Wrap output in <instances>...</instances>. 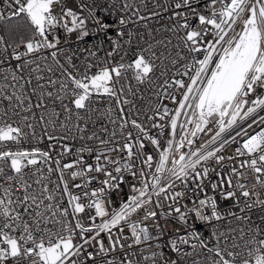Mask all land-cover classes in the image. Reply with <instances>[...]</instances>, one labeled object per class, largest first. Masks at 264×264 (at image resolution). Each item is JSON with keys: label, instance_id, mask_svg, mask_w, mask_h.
Listing matches in <instances>:
<instances>
[{"label": "snow or ice", "instance_id": "snow-or-ice-1", "mask_svg": "<svg viewBox=\"0 0 264 264\" xmlns=\"http://www.w3.org/2000/svg\"><path fill=\"white\" fill-rule=\"evenodd\" d=\"M216 2L217 0H212V9ZM4 3L10 11L5 15L4 7L0 6V21L19 18L24 21L22 27L27 31L26 35L20 34L7 40L4 35H0V50H2L0 65L10 64L11 60L17 62L15 66L7 69L0 67V71L10 73L2 77L8 82L7 86L13 89L19 88V91H13L12 95H6L5 99L12 101L15 98L17 102L15 107L30 114L22 116L21 120L25 122L27 128L33 129V136H35L34 126L28 121L37 120L34 109L41 110L37 122L42 125L47 140L53 143L49 144L47 150L8 149L6 148L8 143L21 144L22 141H27L28 136L20 126L14 127L13 124L0 118V147H4V150L0 151V264H89V262L139 264L138 261L129 258L134 257L136 253L126 249L161 240L166 234L165 229L168 224L161 223L160 217L167 221L173 213L177 214L180 224V227L175 228L176 232H180L183 228L191 229L186 235H180L170 242V248L178 254L177 259L166 257L157 244L155 246L157 250L152 251L150 256H144V260L151 259L153 264H179L181 253L179 245H188L190 239H194L198 243L191 244V247L206 249L212 254L206 258L211 264H264V228L260 226L264 224V215L258 217L260 223L253 227L255 222L248 214L257 208L264 213V199L260 198L264 193H257L256 197L252 198V192L245 190V184L239 182L234 184L232 179L233 176L243 177L244 173L240 169L247 167L257 174L256 182L261 189H264V129L249 135L247 128L239 127L236 135L231 137V141L221 138L227 129L238 126L239 121L254 117L258 110L264 111V0H228V2L221 0V9L211 10L208 16L194 7V3H199V0H178L173 5L177 11H174L169 19L175 20V23L166 31L178 36L179 43L173 46L180 48L182 44L185 53L184 55L177 53L179 60H183L184 63L182 71L177 70L175 75L188 77L189 82L186 84L185 80L180 78L173 79L169 84L168 79H165L155 94L178 103L175 114L170 117L173 137L176 134L178 119L185 108L193 109L191 118L186 124L181 125L187 130L175 146L173 139H169L167 148L159 150L160 141L148 136L150 143L159 150V162L155 171L156 173L167 171V183L162 184L161 177L154 175L149 185L141 169L142 187L133 186V191L138 195L131 196L128 202L122 203L119 210H113L111 213L105 210L103 196L120 188L124 179L120 173L131 171V165L125 163L122 167H116L114 175L113 171L108 170L107 165L119 164L120 160L108 153L126 151L127 159L131 160L133 156H138L139 150L145 148L143 140L138 137L133 141L132 133L127 132L124 137L125 143L120 145L118 140L104 139L93 133L81 139H95L101 146L95 150V163H87L82 155L87 152L91 156L94 149L81 145L73 153L76 158L61 166L59 157L71 153L72 148L63 143L68 139L66 135L57 136L55 133L65 130L71 132L74 112L76 119L80 121L84 119L80 114L81 111L86 113L97 111L94 107V97L101 94L114 100L119 112L124 114L125 109L121 105H130L132 101L127 98L122 99V95L126 91L131 92L132 89L129 85L126 90L122 81L127 80L128 74L131 73L137 83L143 84L145 81H149L150 84L159 83L158 77L156 81L152 80V75L158 67L154 61L160 60L163 63L169 57L163 53L158 56L152 51L154 45L148 44L128 63L110 64L105 59L103 66L88 62L80 68L75 62L76 49L67 47L69 43L75 45L96 37L98 38L96 46L100 48L106 41L111 40L112 51L107 53L108 57H112L122 48L120 41L113 40L109 33L115 32L117 37L127 35L125 43H131L134 33L131 31L126 33L125 29L129 24H136L137 20L147 19L140 14V8L135 5L125 3L123 8L130 12V15L120 17L116 24H109L94 11V7L84 3V0H80L75 8L68 6V0H4ZM144 6L147 7L146 4ZM204 7L208 6L204 5ZM179 9L186 11H178ZM151 15L160 14L152 12ZM190 17L197 21L195 25L191 23ZM61 29L64 30L63 37L60 35ZM62 39L66 45L63 48L60 47ZM170 43L171 41L168 43L163 40L155 41V44H162L165 48ZM80 51L87 52L93 58L97 55L96 51L90 49H80ZM145 53L148 55L146 56ZM61 56L64 62L61 61ZM49 60L51 63L48 62ZM171 63L175 65L178 59H172ZM93 67L98 70L89 74ZM167 70L165 68V72ZM165 72H161L160 76H164ZM46 74H50L47 75V79H45ZM33 80L36 84L30 89L29 94L25 89L33 83ZM49 87L55 88V92L48 90ZM173 88L184 89L181 93L182 101L177 102L176 93L169 91ZM253 93L256 94L255 98L249 100L248 97ZM33 97L36 98L35 101ZM49 99L53 102L60 101L61 110L67 114L65 117L67 123L61 122L59 127L57 126L60 112L48 108L45 101ZM65 100L68 102L65 103ZM69 104L72 107H69ZM152 110L161 120L168 117L170 112L167 107L161 111L160 104L155 105ZM112 112L113 109L109 107L102 115H107L115 126L117 120L112 118ZM46 113H48L47 117ZM4 115H8L7 110ZM12 115L19 113L13 111ZM136 115H140L139 110ZM148 119L152 120L153 117ZM129 123L141 134L147 135L144 125L136 119L121 118L119 127L124 129ZM210 123H216L218 129L209 144L218 146L208 150V144H205L200 149L181 153L179 159H175L174 152L183 148L185 142L191 149L195 141L189 137H197ZM258 123L264 124V115L259 116L258 119L254 118L252 123L248 124V128ZM188 125L192 127L188 128ZM152 126L161 130L165 127L163 124ZM49 127L52 128V133H48ZM75 127L78 132L83 131L79 124ZM104 131L107 132V129L105 128ZM115 136L116 132L113 129L111 137ZM236 136L247 137L243 139L241 147L236 149V154L249 155L251 157L249 160L242 161L239 168L233 167L227 177L208 166L197 171V165L202 161L214 159L216 163H220L226 159H234L235 157H226L218 153L230 142H237ZM44 138L45 136L42 135L37 137V140L42 141ZM134 147L137 152L133 151ZM53 152H56V158L53 157ZM170 158L171 167H168ZM152 160V155L146 154L143 163L151 168ZM53 163L57 166L55 169L52 167ZM4 165H7L10 172L5 171ZM69 169L72 171L67 173ZM54 171L59 173V182L50 179L49 174ZM210 172H216L215 180L210 177ZM91 173H102L105 179L98 181L102 185L100 188L93 189L90 193H83L84 197L93 198L85 204L81 202V195H75L70 190L66 175H70L73 181L83 180V183H74L72 187L87 188L93 180H98V177L89 175ZM131 174L136 175L135 172ZM177 180L181 182L183 189L177 190ZM205 181L208 183L205 184ZM190 182L195 187H190ZM236 188L241 190L239 195L245 198L243 207L239 209L243 215L234 211H229L228 215L249 223L251 231L248 235L251 239L243 245L245 251L237 252L229 250L228 237L225 233L218 234L212 231L209 235L214 239V244L209 247L208 243L200 238L201 233L197 230L196 222L211 224L212 221H220L223 217L219 211L217 197L208 196L206 189L217 193L226 201L239 205ZM188 191L193 192L194 196L189 197ZM199 194H203L204 198H199ZM153 195L156 197L155 201L152 199ZM186 197L193 207L188 208L187 204L180 203ZM65 198L71 210L63 205ZM162 200L171 201V204L166 205L170 210H164ZM149 205L152 207L149 208ZM86 209H95V215L88 217V226L79 216L85 213ZM205 209L210 211L205 212ZM140 210L144 212L142 220L131 221L130 217ZM69 216L75 217L74 223ZM190 216L195 218L191 222ZM97 217L108 218L97 224ZM143 221L153 222L155 234L150 233L149 227L143 224ZM125 227L130 230V234L125 235ZM113 229L116 231L113 232ZM221 237H224V247H221ZM232 239L235 240V237ZM149 247H152V244L149 243ZM233 247L241 246L236 244ZM117 251L120 253L119 258L111 256ZM183 255L187 256L191 253L184 252ZM193 264H202V262L194 261Z\"/></svg>", "mask_w": 264, "mask_h": 264}, {"label": "built area", "instance_id": "built-area-1", "mask_svg": "<svg viewBox=\"0 0 264 264\" xmlns=\"http://www.w3.org/2000/svg\"><path fill=\"white\" fill-rule=\"evenodd\" d=\"M80 0H68V6L69 7H76V4L79 3ZM178 0H84V3H87L89 6L94 7V11L102 17L106 22L109 24H116L118 22V19L122 16L126 17L130 15V12L125 11L123 8V5L125 3H128L130 5H135L140 8V14L147 17L144 21L137 20L136 24H129L127 26V29H125L126 33L128 31H131L134 33L132 36L131 43H125V40L127 39V35L125 37H117L115 35V32L109 33L111 38L113 40L118 39L120 43L122 44V48L116 52L112 57H108L107 53L109 51H112V43L111 40L106 41L102 47L97 48L96 42L98 38L94 37L91 40H88L87 42H79L75 45H72L69 43L67 47L69 48H75L76 54H75V62L79 65L80 68H83L85 63L91 62L93 64H96L98 66H103V61L107 59L110 64H118V63H128L131 62L135 58V54L141 51L142 49L146 48L148 44H153L154 47L152 51H155L158 56L163 53V55L168 56L169 58L165 60L163 63L160 62V60L154 61L155 64L158 65V67L155 70V73L152 75V80L156 81L157 77L159 78V83H149V81H145V83L140 84L137 83V81L133 78L132 74H128V79L122 81V83L125 84V88L127 90V87L130 85L132 91L127 92L122 95V99L127 98L132 101V104L130 105H121L125 109V113L121 114L119 112V108L117 107L114 100L109 99L105 95L101 94L98 97H94V107L97 109V111L86 113L81 111V116L84 117L83 120L78 121L75 116V112L72 116V130L71 132L61 131L55 133L57 136H67L68 139L66 141H63V143H66L69 145V147L72 148L71 153H66L63 157H59L61 166L65 163L72 162L76 157L73 155L75 153L76 149L81 147V145H87L88 147H92L94 149L93 155H89L87 152L83 153L84 159L89 164H94V155L95 150L99 147H101L97 140H87V139H81L82 137H87L92 135L93 133L98 134L101 138L104 139H114L118 140L120 145H123L125 143V133L131 132L132 133V140L135 141L138 137L143 140L145 143V148L142 150H139L138 156H133L131 160H128L126 157V151L124 152H112L108 153V155H111L114 158H117L120 160L119 164L115 165H107L108 170L113 171L116 167H122L125 163H128L131 165V171H122L120 175L124 177L123 182L120 185V188L114 192H107L104 194V207L105 210L109 213H111L113 210H119L120 206L124 202H128L130 197L133 195H138L135 191H133V186L136 188L142 187V177L140 175L141 169H143L145 177L147 178V181L149 185L152 183V177L154 175H159L161 177V183L166 184L167 183V176L168 173L165 171L164 173H156L155 169L159 162V150H164L167 148V141L169 139H173L174 146L176 145V142L179 141V139L185 134V131L187 130L184 127H181V125L186 124V121L191 118V113L193 109L191 108H185L184 111L181 113V116L178 119L177 122V128H176V134L175 137L171 135V128H170V117L175 114V109L178 107V103L173 102V100L168 99L167 97H158L155 93L158 90V88L161 87L162 82L165 79H168L169 84L172 83L173 79H180L183 78L185 80V83L187 84L188 77H181L175 75L177 70L182 71V65L184 63L183 60H179L177 53L180 55H184L183 45H180V48H175L173 45L179 43L178 36L170 31H166L168 27H170L172 24L175 23V20H170L169 17L173 15L174 11H177L174 9L173 5L177 3ZM225 2H228V0H225ZM212 0H199V3H194V7L197 8V10L208 16L210 15L211 10H219L222 7L221 0H217L215 3L214 9L211 7ZM147 5L145 7L144 5ZM204 5H207L208 7H204ZM0 6L4 7L5 15H7L8 9L4 3V0H0ZM77 11H79L77 9ZM178 11H186V9H179ZM57 12H59V9H57ZM152 12H158L159 16H152ZM111 13V15H109ZM87 12L85 11V15ZM135 19V18H134ZM191 19V17H190ZM6 21H0V35H4L6 40L8 39V36L6 34V31L4 29V23ZM192 24H196L197 21L195 19H191ZM147 25V27H145ZM237 31H239V27H237ZM61 37L64 36V30H60ZM102 35V34H101ZM211 37H209L210 39ZM156 40H163L165 43H168V41H171V43L168 45L167 48H165L162 44L157 45L155 44ZM65 43L62 39L60 47H65ZM80 49H90L93 51H96L97 55L95 58L90 57L87 52H82ZM2 51V50H0ZM11 51V49H9ZM127 53V55H125ZM147 56L148 53H145ZM123 57V59H121ZM61 61L64 62L63 56L60 57ZM178 59V63L173 65L171 63L172 59ZM51 63V60L48 61ZM17 62L14 60L10 61L9 63H5L4 65H0V67L7 69L10 66H15ZM42 63V62H41ZM165 68H167V72H165ZM98 70V68L93 67L90 69L89 74L95 73ZM25 72H27V69H25ZM161 72H165L164 76H160ZM4 75H10V73L6 71H0V118H2L7 123L13 124V126H20L23 128L24 132L27 134L28 139L27 141H22L21 144H14V143H8L6 145V148L11 149L13 151L17 150L18 148L22 149H33V148H40L43 150H47L49 144L53 143L51 141H48L46 138V135L44 134L43 127L40 123L37 122L39 113L41 110L34 109L33 111L37 114V120L30 119L28 123H32L35 130V136L32 135L33 129H29L26 127L25 122L21 120V117L24 115H30L29 113H25L21 108L15 107L16 101L15 98H13L12 101H8L5 99L6 95H12L13 91H19V88L13 89L11 87H8L7 81H4L2 77ZM33 76L35 73L32 74ZM47 75H45V79H47ZM59 73H57V76ZM62 79V78H61ZM36 84V81L33 80V83L31 85H28L25 91H28L30 94V89L34 87ZM48 90L55 92V88L49 87ZM170 92L176 93V101H182V95L184 89L179 88H173L169 89ZM259 91V90H258ZM255 93H253L250 97H248L249 100L255 98ZM35 97H33V101H35ZM54 99V98H53ZM68 101L65 100V103ZM192 103V101H189ZM27 103V101H26ZM49 109H56L58 112H60V116L57 120V126L59 127L61 122L67 123L65 120L66 113L61 110V104L60 101L53 102L52 99H49L45 101ZM160 104L161 111L164 107H167L170 112L169 116L165 117V119L161 120L159 115H156L153 112V108L155 105ZM69 107H72V105L69 104ZM111 107L113 109L112 112V118L117 120L116 125L114 126L107 115H102L105 113V110L107 108ZM129 109H131V112H129ZM5 110H7L8 115H4ZM139 110L140 115L137 116L136 112ZM16 111L19 113V115H12V112ZM187 113V115H185ZM46 117L48 113L45 114ZM264 115V111L258 110L257 114L254 115V117H250L245 121H239L238 126H234L231 129H227L225 133L222 134V139H229L231 141V137L236 135V131L239 127L247 128L249 135H254L264 129V124H253L251 128H248V124L252 123V120L258 119L259 116ZM89 116H91V119H89ZM148 117H153L152 120H149ZM121 118H126L128 120L136 119L139 123H142L145 127V130L147 132V135H143L139 132L138 129H135L131 126L129 123L128 126L124 129H121L119 127V124L121 122ZM76 124L80 125V128L83 129V131L77 130L75 127ZM153 124H163L165 127L163 130H161L158 127H153ZM188 128H191L192 125H188ZM107 129V132L104 131V129ZM113 129L116 132L115 137H111V133ZM208 129H211V131H208ZM218 129V125L216 123H210L208 127L205 129L204 132L200 133L197 137H189L190 139H194V144L191 146V149L185 142V146L183 148H180L179 151L174 152V158L179 159V156L181 153H188L190 150L194 151L197 149H200L203 145L208 144V150H212L216 148L217 144H209V141L212 139V136L215 135V132ZM48 133H52V128H48ZM44 135L45 138L42 141L37 140V137H40ZM148 136H151L152 138L158 139L160 141V149L158 150L155 146H153ZM75 137V139H74ZM247 137H241L236 136L235 143L230 142L228 145H226L219 153L218 155H224L226 157H235L232 160H224L220 163H216L214 159H210L207 162H201L200 165H197V171L202 170L203 167L208 166L210 168L216 169V172H221V174L225 177L228 176V174L231 172V169L233 167L239 168L240 163L242 161H247L251 157L249 155L245 156H238L236 154V149L241 147V144L243 142V139H246ZM4 147H0V151H3ZM134 152H137V149L133 148ZM146 154H151L153 157V160L151 162V168H149L146 164L143 163V160L145 159ZM53 157L56 158V152L52 153ZM123 157V158H121ZM5 171L10 172V170L7 168V165H4ZM52 167L55 169L57 166L53 163ZM82 167V166H81ZM168 167H171V158L168 163ZM27 171V170H26ZM46 171V169H45ZM72 170H67V173H70ZM191 171V170H190ZM241 172L244 173L243 177L239 176H233V182L234 184L239 182L246 185L245 190H249L252 192V198L256 197L257 193H264V189H261V187L256 182V173L253 172L250 168H242L240 169ZM135 172L136 175L133 176L131 173ZM216 172H210V177L215 180L216 179ZM50 179L52 181H58V171H54L53 173L49 174ZM89 175H94L98 177V180H93L91 184L87 186V188H74L72 185L74 183H83V180H76L73 181L70 177V175H66V179L69 182L70 190L75 195H81L82 196V203H89L90 199H93L91 197H84V192H91L93 189H98L102 185L98 182L99 180L105 179V176L102 173H91ZM208 182L205 181V184ZM176 184L178 186L177 190L183 189V185L179 180L176 181ZM52 185H50L51 187ZM190 187H195L193 183L190 182ZM226 187V186H225ZM151 192V188L149 189ZM235 191L237 192V197L240 201L239 205H236L232 202L224 200L222 197H220L217 193L211 191L210 189H206L208 196L215 195L217 197L218 203L220 205L219 211L222 214V219L220 221H212L211 224H203L200 222H196L197 224V230L201 233V239H204L209 247H212L214 244V239L209 235L212 231H216L219 233H225L228 237V246L229 250H235L237 252H243L245 249L243 248V245L245 242L249 239H251V236L248 235V233L251 231L249 228V223L242 220H237L234 217L228 215L229 211H234L237 214L243 215V213H240L239 209L243 207L244 199L239 195L240 189L236 188ZM188 196L192 197L194 196V193L191 191H188ZM199 198H204L203 194H199ZM261 199H264V195H261ZM153 201H155L156 197L152 196ZM162 199V198H161ZM181 204H187L188 208L193 207V204L189 202V200L186 198L182 199L180 201ZM167 204H171V201L163 202L162 200V207L165 211H168L166 207ZM63 205L69 207L71 210V206L68 205L67 199L63 201ZM152 205H149V208H151ZM183 210V209H182ZM205 212L210 211V209H205ZM251 215L252 220L255 222L253 224V227H255L256 224H259L258 217L260 215H264L259 208L254 210L251 213H248ZM91 215H95V209H86L85 213L79 214L80 218L83 220L84 224L86 226L89 225V219L88 217ZM144 216L143 210H140L137 213H134L131 217V221H137L142 220ZM108 217L96 218V223L99 224L102 222V220L107 219ZM69 219L75 221V217L69 216ZM190 222L193 221L194 217H189ZM161 223H167L168 227L165 229L166 234L162 237L159 241H150L145 244H141L139 246L134 247L133 249H126V251H134L136 255L134 257H129L130 259L134 261H138L139 264H153L152 260H144V256H150L151 252L156 249V245L159 244L160 248L164 251L166 257L171 258L172 260H176L178 254L172 251L170 248V242L173 239H176L180 235H186L188 232L191 231L190 228H183L180 232H176L175 228L180 227L177 214L173 213L172 217H169L167 221L164 220L163 217H160ZM143 224L147 225L149 227V231L152 234H155V231L153 229V222L152 221H143ZM214 226V227H213ZM262 228H264V224H260ZM49 227H53L52 225H49ZM234 230V231H233ZM243 230V231H241ZM116 229H113V232H115ZM130 234V230L125 227V235ZM91 235V234H89ZM104 236V234H102ZM235 237V240L232 238ZM243 237V238H241ZM78 238V237H77ZM221 240V247H224V237L220 238ZM107 243V240L105 241ZM149 243L152 244V247H149ZM198 243L197 240L190 239V243L188 245L180 244L181 253L179 254V264H193L194 261L202 262V264H211L209 260L206 258L209 257L212 254H209L206 249H201L197 247L196 249H193L191 247V244ZM239 244L241 247L234 248L233 246ZM92 249H89L91 251ZM184 252L191 253V255H183ZM111 256L119 258L120 253L117 251L116 253H112ZM100 259V258H98ZM91 264V262H89Z\"/></svg>", "mask_w": 264, "mask_h": 264}, {"label": "trees", "instance_id": "trees-1", "mask_svg": "<svg viewBox=\"0 0 264 264\" xmlns=\"http://www.w3.org/2000/svg\"><path fill=\"white\" fill-rule=\"evenodd\" d=\"M24 25V21L19 18H13L10 21H6L4 23V29L6 31V34L9 38H15L20 34H27V31L25 28L22 27Z\"/></svg>", "mask_w": 264, "mask_h": 264}]
</instances>
